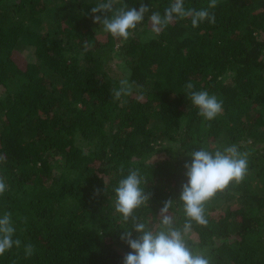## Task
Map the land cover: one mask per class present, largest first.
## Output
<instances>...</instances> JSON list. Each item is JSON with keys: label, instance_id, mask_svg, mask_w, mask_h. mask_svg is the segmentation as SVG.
Wrapping results in <instances>:
<instances>
[{"label": "trees", "instance_id": "1", "mask_svg": "<svg viewBox=\"0 0 264 264\" xmlns=\"http://www.w3.org/2000/svg\"><path fill=\"white\" fill-rule=\"evenodd\" d=\"M98 2L0 0V216L12 214L21 241L0 264H123L132 221L114 188L128 169L150 196L134 214L158 227L173 200L182 227L189 153L233 144L247 173L206 203L207 225L193 221L186 241L210 264H264V0H184L215 24L176 19L159 35L148 17L172 0H120L150 7L127 40L94 21ZM125 78L132 92L116 100ZM189 81L223 102L213 120L186 97Z\"/></svg>", "mask_w": 264, "mask_h": 264}, {"label": "clouds", "instance_id": "2", "mask_svg": "<svg viewBox=\"0 0 264 264\" xmlns=\"http://www.w3.org/2000/svg\"><path fill=\"white\" fill-rule=\"evenodd\" d=\"M217 0H210L208 8H215ZM91 12L105 15H97L94 21L103 25V30L113 37L127 40L130 30H135L146 14L150 13V7L141 3L139 9L121 4L120 0H99L91 8ZM110 13L111 15H107ZM191 18L193 27L207 20L215 24L216 17L208 9L196 10L186 8L184 0H172L164 9L151 11L148 19L151 23V31L159 35L163 28L176 19ZM119 88L112 90L114 99L120 100L122 96L130 95L132 85L128 79L119 82ZM186 97L198 107L199 115L206 120H213L222 112L223 102L215 95L207 91H195L190 81L185 85ZM191 162H186L187 182L183 184L179 200L183 202L185 222L182 227H177L169 210L173 200L164 202L160 210L159 226L149 228L147 224L134 214L135 210L145 205L150 196L141 187L143 176L139 168H129L124 178L120 179L118 186L114 188L115 210L120 213L125 222L131 219V229H126L121 235L130 246V251L123 259V264H210L209 258L199 252L193 251L186 241V237L192 230V222L199 225H207L205 205L218 191L226 189L230 183L242 181L247 173L248 153L239 151L233 144L223 150L209 151L200 148L189 153ZM122 175L123 167L120 169ZM7 185L0 178V195L6 191ZM99 194V189H97ZM12 214L5 212L0 216V255L10 250L14 245L19 247L21 241L13 240L15 227L12 222ZM133 230L139 235L133 238ZM26 255L33 252L32 245L25 246Z\"/></svg>", "mask_w": 264, "mask_h": 264}, {"label": "rangeland", "instance_id": "3", "mask_svg": "<svg viewBox=\"0 0 264 264\" xmlns=\"http://www.w3.org/2000/svg\"><path fill=\"white\" fill-rule=\"evenodd\" d=\"M23 54L25 55V56H27V57H30L29 55H30V53H29V51L28 50H25L24 52H23Z\"/></svg>", "mask_w": 264, "mask_h": 264}]
</instances>
